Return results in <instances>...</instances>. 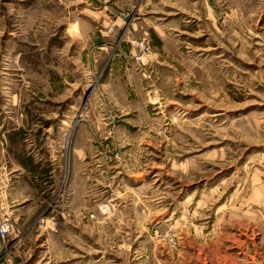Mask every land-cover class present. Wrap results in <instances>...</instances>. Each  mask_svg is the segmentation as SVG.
<instances>
[{"label": "rangeland", "instance_id": "1", "mask_svg": "<svg viewBox=\"0 0 264 264\" xmlns=\"http://www.w3.org/2000/svg\"><path fill=\"white\" fill-rule=\"evenodd\" d=\"M0 173V264H264V0H0Z\"/></svg>", "mask_w": 264, "mask_h": 264}, {"label": "crops", "instance_id": "2", "mask_svg": "<svg viewBox=\"0 0 264 264\" xmlns=\"http://www.w3.org/2000/svg\"><path fill=\"white\" fill-rule=\"evenodd\" d=\"M13 191H15V185L12 178L0 176V221L11 212L9 201H4V198L10 196Z\"/></svg>", "mask_w": 264, "mask_h": 264}, {"label": "built area", "instance_id": "3", "mask_svg": "<svg viewBox=\"0 0 264 264\" xmlns=\"http://www.w3.org/2000/svg\"><path fill=\"white\" fill-rule=\"evenodd\" d=\"M13 232V225L9 220L0 221V246L1 243L5 242L9 234Z\"/></svg>", "mask_w": 264, "mask_h": 264}]
</instances>
